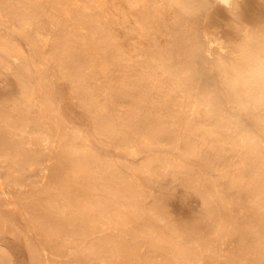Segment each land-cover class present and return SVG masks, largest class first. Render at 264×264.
I'll list each match as a JSON object with an SVG mask.
<instances>
[{
  "label": "bare ground",
  "instance_id": "6f19581e",
  "mask_svg": "<svg viewBox=\"0 0 264 264\" xmlns=\"http://www.w3.org/2000/svg\"><path fill=\"white\" fill-rule=\"evenodd\" d=\"M230 7L0 0V264H264L263 163L227 140L243 128L263 147L264 114L228 107L211 67L240 26ZM237 15L264 25V0Z\"/></svg>",
  "mask_w": 264,
  "mask_h": 264
},
{
  "label": "clouds",
  "instance_id": "9594fccd",
  "mask_svg": "<svg viewBox=\"0 0 264 264\" xmlns=\"http://www.w3.org/2000/svg\"><path fill=\"white\" fill-rule=\"evenodd\" d=\"M238 3L231 0L229 12L240 26L234 38L226 42L224 54L213 58L211 67L228 107L264 114V25L253 27L240 22ZM197 6L193 4L191 9ZM178 7L182 12L189 10L188 5Z\"/></svg>",
  "mask_w": 264,
  "mask_h": 264
},
{
  "label": "rangeland",
  "instance_id": "374dc122",
  "mask_svg": "<svg viewBox=\"0 0 264 264\" xmlns=\"http://www.w3.org/2000/svg\"><path fill=\"white\" fill-rule=\"evenodd\" d=\"M162 82L164 83H169L170 82V77H168V75H164L162 77ZM171 95L174 96L176 95L178 100H180L181 104L183 106H186V107H189L191 104H192V98L188 97V96H185L183 95V93L180 91V90H177L176 92H171ZM221 117H219L218 119H220ZM222 119V118H221ZM200 120L202 122H208L205 120L204 117H201ZM241 120V116L240 115H235V116H230L227 121L228 123L231 125V126H234V125H237L239 123V121ZM218 122V124L221 123V120H216ZM70 129H77L78 131L81 129L79 125H71L69 127ZM219 128V127H218ZM220 129V128H219ZM227 140L232 143L233 141H236V140H239V145H240V152L244 155H247V156H253L254 158V163L256 165H260L263 163V167H264V146L263 147H258L255 143L251 142V140L249 139V136L246 132L245 129L243 128H237L235 129L234 131H229L227 133ZM77 143L78 144H81L82 143V140L81 139H78L77 140ZM199 146V145H198ZM200 149L202 151L205 150V145H201L200 146ZM165 151L163 150H153L149 153V156H156V155H159V154H163ZM172 155L174 157H177L178 155L176 153H172ZM109 156L112 157V158H115L116 157V153L114 151H109ZM141 160V158H135V159H131V158H128V161L131 162V163H138L139 161ZM187 164L189 165H192L196 168H199L200 165L197 161L195 160H186L185 161ZM221 162L222 160L221 159H214L212 161V164L214 167H219L221 165ZM202 168V167H201ZM203 173L205 174V176L207 177H211V178H216V172L215 171H212L210 169H206V168H203L202 169ZM233 174V168H230L226 174V180L229 179ZM178 178L180 177V174L179 173H174L173 174V178ZM169 181L172 179L170 177H168ZM221 183V181H219ZM246 187V183H244L242 186L240 187H236V188H233L230 190L229 193L225 194L227 197V201H229L230 198H233L234 200H240V198L242 199L243 198V192H242V189ZM221 188V186H220ZM157 192L158 193H164V189L162 187H158L157 188ZM2 200L5 198L4 195H1L0 197ZM261 212H262V216L264 218V205L261 207ZM241 216H242V221L243 222H251L253 217L251 215V213L249 212L248 208H243L241 210ZM232 218V222H234L236 220V214L235 213H232L231 216ZM256 229V228H254ZM24 233V232H22ZM261 234H257L256 232H253V233H250L249 234V237L250 239L251 238H256V237H259ZM264 235V233H263ZM224 248L227 249V250H231L234 246H235V240H229V241H226L224 242ZM104 264H108L107 261H104Z\"/></svg>",
  "mask_w": 264,
  "mask_h": 264
}]
</instances>
